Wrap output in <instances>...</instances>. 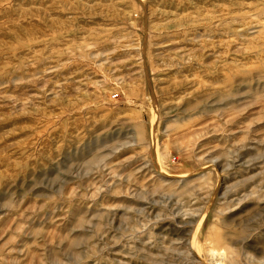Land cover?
Segmentation results:
<instances>
[{"label": "rangeland", "instance_id": "rangeland-1", "mask_svg": "<svg viewBox=\"0 0 264 264\" xmlns=\"http://www.w3.org/2000/svg\"><path fill=\"white\" fill-rule=\"evenodd\" d=\"M0 264H264V0H0Z\"/></svg>", "mask_w": 264, "mask_h": 264}]
</instances>
